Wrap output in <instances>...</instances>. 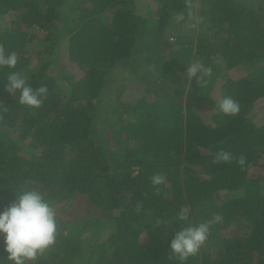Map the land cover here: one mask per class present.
<instances>
[{
  "label": "trees",
  "instance_id": "obj_1",
  "mask_svg": "<svg viewBox=\"0 0 264 264\" xmlns=\"http://www.w3.org/2000/svg\"><path fill=\"white\" fill-rule=\"evenodd\" d=\"M189 3L200 30L184 38L176 17L187 22ZM147 41L142 74L131 63ZM0 48L18 58L16 69H0V211L30 187L59 224L34 264H181L170 243L184 208L192 223L211 225L184 264H264V119L255 121L257 107L264 116V0H0ZM194 59L213 70L203 85L186 76ZM10 71L47 86L40 108L8 93ZM65 77L70 85L59 86ZM226 96L239 114L219 111ZM220 152L232 159L218 161ZM157 174L164 185L152 184ZM89 229L102 234L94 245L79 235Z\"/></svg>",
  "mask_w": 264,
  "mask_h": 264
},
{
  "label": "clouds",
  "instance_id": "obj_2",
  "mask_svg": "<svg viewBox=\"0 0 264 264\" xmlns=\"http://www.w3.org/2000/svg\"><path fill=\"white\" fill-rule=\"evenodd\" d=\"M192 8L193 5L189 3L185 24L188 28L195 27L193 20L199 23V18L194 16ZM176 20L177 22L185 21V15H178ZM17 64L18 58L15 52L6 55L5 50L0 48V69H16ZM212 74V68L206 67L199 61L188 65L186 72L189 79L194 78L201 85L205 84ZM5 86L8 93L14 97L16 93H19L18 103L30 109L40 108L48 93L47 86L33 88L28 83V77L20 71H10ZM219 111L225 116H235L240 112V105L232 97L226 96L219 103ZM216 159L228 162L232 157L230 153L220 152L216 155ZM238 163L242 168L245 167L246 157H240ZM165 183L166 176L163 174L152 177L154 186H161ZM16 197L10 206L0 211V236L3 237L6 259L10 264H29V262L34 264L39 256L56 243L59 229L57 214L53 204L37 189L24 187L19 194L16 193ZM191 217V209L184 208L175 219L177 222H183L184 226L171 240L170 249L172 255L178 257L181 264L200 252L210 234L211 225L209 223L194 224ZM214 221L219 223L222 217L217 215ZM171 223L173 222L164 218H157L156 221L157 226ZM3 261L4 259L0 258V264H3Z\"/></svg>",
  "mask_w": 264,
  "mask_h": 264
},
{
  "label": "rangeland",
  "instance_id": "obj_3",
  "mask_svg": "<svg viewBox=\"0 0 264 264\" xmlns=\"http://www.w3.org/2000/svg\"><path fill=\"white\" fill-rule=\"evenodd\" d=\"M198 12H194V16L195 17H197V14ZM198 18V17H197ZM193 22H194V24H195V27H192V29L194 28V31L196 32H198L199 33V27H198V23H196L195 22V20H193ZM183 22H181V23H179V27L181 28V29H183L184 31H185V33L186 34H184V38H187V36H188V34H187V32H188V30L190 29V28H188V27H186L185 26V22H184V25L182 24ZM11 24V22H8V26ZM177 31H179L178 29H176ZM187 31V32H186ZM198 33L196 34V37L195 38H197V35H198ZM55 33L53 32V33H51V35H50V37L53 39V40H57V38H56V36L54 35ZM45 35L46 34H42L41 35V38L38 40L40 43H44V41H42L43 40V38H45ZM192 35L190 34V37H191ZM174 39V41H176V38H173ZM38 41H35L34 42V44L31 46V51H30V54H31V65H30V68L32 69L33 67H35V65L38 63V61H39V56L37 55V51H39V50H41L42 48H41V44H39L38 43ZM52 41V40H51ZM172 41V40H171ZM173 41V42H174ZM153 46V43L152 42H150V41H147V45L145 46V48H144V50L138 55V56H135V59H134V61L131 63L132 65L131 66H133L134 67V69L135 70H138L140 73H142V74H144L146 71H148V67L147 66H145L144 65V63H145V56H146V52L151 48ZM178 49H180V48H178ZM51 60L52 61H57V64H58V66H57V68L56 67H54V66H52L51 67V70H52V74H55L56 76L59 74V72H60V64H62V61H61V58L59 57V55H57V56H52L51 57ZM197 61V59H194V62H196ZM198 61H201V59H198ZM193 62V63H194ZM131 72H132V70L130 71V73H128V72H126L125 73V76L127 77V76H131L133 79H134V76H132V74H131ZM132 78H129L130 80H133ZM70 79H68V77H65L64 79H62V80H60V83H59V86H61V84H62V87L64 86V85H67L66 87H68V85H70ZM64 82V83H63ZM142 82V80H140V79H134V81H132V85L131 86H135V84L136 85H139L140 83ZM113 88L115 87V86H112ZM65 90V88L63 89V91ZM108 93H110V90H109V92ZM111 93H112V91H111ZM167 94V92L166 91H164V90H160V92H159V97H162V96H165ZM213 99H211L210 97H209V102L210 103H216V101H217V98L216 97H214V96H211ZM114 99V98H113ZM218 103V102H217ZM264 106V105H263ZM263 106H261V107H263ZM99 111H101V112H103V113H105V111L106 110H104V109H102V110H100L99 109ZM255 111H258L257 113H256V119H255V121L256 122H261L263 119H264V116L261 114V108L260 107H257V109L255 110ZM100 119L102 120L103 119V115L102 114H99V122H100ZM98 122V123H99ZM98 229H100V232L101 233H104L105 231H106V227H105V225H103V226H100ZM80 236H81V239H82V241H83V243L85 244V245H94V244H96V243H98L100 240H101V238H102V234H99V235H95L94 234V232H92V230L91 229H89V230H84V231H81V233L79 234ZM146 238L145 237H143L142 236V238H141V241L142 240H145ZM140 241V240H139ZM140 241V242H141Z\"/></svg>",
  "mask_w": 264,
  "mask_h": 264
}]
</instances>
